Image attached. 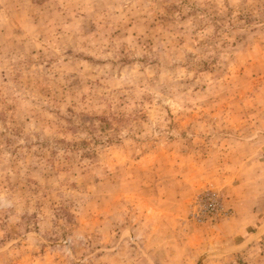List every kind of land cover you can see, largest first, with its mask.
Masks as SVG:
<instances>
[{
  "label": "rangeland",
  "instance_id": "rangeland-1",
  "mask_svg": "<svg viewBox=\"0 0 264 264\" xmlns=\"http://www.w3.org/2000/svg\"><path fill=\"white\" fill-rule=\"evenodd\" d=\"M0 193V264H264V0H0Z\"/></svg>",
  "mask_w": 264,
  "mask_h": 264
},
{
  "label": "built area",
  "instance_id": "built-area-1",
  "mask_svg": "<svg viewBox=\"0 0 264 264\" xmlns=\"http://www.w3.org/2000/svg\"><path fill=\"white\" fill-rule=\"evenodd\" d=\"M232 214L224 195L220 191L207 189L193 200L189 220L197 225L216 226L230 219Z\"/></svg>",
  "mask_w": 264,
  "mask_h": 264
},
{
  "label": "crops",
  "instance_id": "crops-1",
  "mask_svg": "<svg viewBox=\"0 0 264 264\" xmlns=\"http://www.w3.org/2000/svg\"><path fill=\"white\" fill-rule=\"evenodd\" d=\"M248 198L246 196H242L240 203H237L239 205V207H241V209H239L240 213H242L243 215H249L250 213H253L254 210H243L242 209V205H244L243 203H245V200H247ZM255 199H248L247 201V205L251 202L254 203ZM256 212V211H255ZM243 218V217H242ZM238 220V222L235 221L234 222H224L220 225H218L217 229V233L214 234V237L217 238L218 237H224L227 238V240H231V242L233 243H239V238H241L243 235L245 236L246 233H249L250 231H252L256 221H255V217H252V219L249 220H243V219ZM251 218V217H250ZM217 226V225H216ZM215 227V226H214ZM221 239V238H219Z\"/></svg>",
  "mask_w": 264,
  "mask_h": 264
},
{
  "label": "clouds",
  "instance_id": "clouds-1",
  "mask_svg": "<svg viewBox=\"0 0 264 264\" xmlns=\"http://www.w3.org/2000/svg\"><path fill=\"white\" fill-rule=\"evenodd\" d=\"M15 207V200L6 194L0 193V210L13 209Z\"/></svg>",
  "mask_w": 264,
  "mask_h": 264
}]
</instances>
